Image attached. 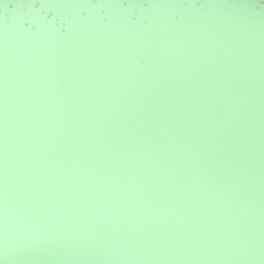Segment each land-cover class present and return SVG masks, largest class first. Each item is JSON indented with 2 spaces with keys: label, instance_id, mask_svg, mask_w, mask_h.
<instances>
[{
  "label": "bare ground",
  "instance_id": "bare-ground-1",
  "mask_svg": "<svg viewBox=\"0 0 264 264\" xmlns=\"http://www.w3.org/2000/svg\"><path fill=\"white\" fill-rule=\"evenodd\" d=\"M36 1L0 0V264H264V2Z\"/></svg>",
  "mask_w": 264,
  "mask_h": 264
},
{
  "label": "water",
  "instance_id": "water-1",
  "mask_svg": "<svg viewBox=\"0 0 264 264\" xmlns=\"http://www.w3.org/2000/svg\"><path fill=\"white\" fill-rule=\"evenodd\" d=\"M261 1L264 2V0H261ZM40 3L41 2L36 1L33 4H29L27 8H29L30 5H33L34 8L38 5V8H40L41 7ZM1 9L2 7L0 6V10ZM55 13H56L55 10H50L47 13L45 12L44 15H45V18L49 17L50 19H55L56 18ZM26 23L28 24L29 27H31V24L28 21H26ZM35 154L37 155V153ZM54 154H55V149L50 151L47 154V159L49 161H50V158L53 159ZM34 158L36 159L37 156H34ZM167 254L170 255L171 261H172V258L174 257V261H177V263L181 262V260L183 259L182 258L183 250H181L179 247H176V246H168V250L166 251H154V252L146 253V254H138L134 258H132L131 261L128 262V264H156V263L161 262V260L168 259L169 256H167ZM172 263L174 264L176 262L172 261ZM206 264H237V263H233L232 261H228L226 259L224 260L209 259L206 261Z\"/></svg>",
  "mask_w": 264,
  "mask_h": 264
},
{
  "label": "snow or ice",
  "instance_id": "snow-or-ice-1",
  "mask_svg": "<svg viewBox=\"0 0 264 264\" xmlns=\"http://www.w3.org/2000/svg\"><path fill=\"white\" fill-rule=\"evenodd\" d=\"M31 3H33V0H22V7L27 8Z\"/></svg>",
  "mask_w": 264,
  "mask_h": 264
},
{
  "label": "rangeland",
  "instance_id": "rangeland-1",
  "mask_svg": "<svg viewBox=\"0 0 264 264\" xmlns=\"http://www.w3.org/2000/svg\"><path fill=\"white\" fill-rule=\"evenodd\" d=\"M7 39L5 38H0V42H6Z\"/></svg>",
  "mask_w": 264,
  "mask_h": 264
}]
</instances>
